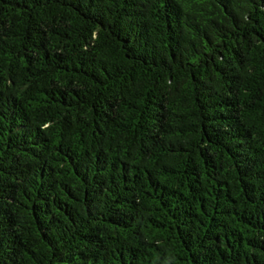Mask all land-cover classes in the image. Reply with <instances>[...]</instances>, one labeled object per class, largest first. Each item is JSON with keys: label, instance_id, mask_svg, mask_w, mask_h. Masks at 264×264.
Returning a JSON list of instances; mask_svg holds the SVG:
<instances>
[{"label": "trees", "instance_id": "16d2710c", "mask_svg": "<svg viewBox=\"0 0 264 264\" xmlns=\"http://www.w3.org/2000/svg\"><path fill=\"white\" fill-rule=\"evenodd\" d=\"M0 264H264V0H0Z\"/></svg>", "mask_w": 264, "mask_h": 264}]
</instances>
